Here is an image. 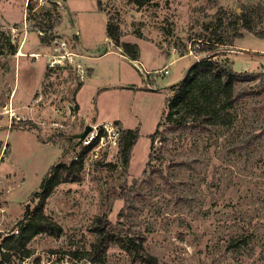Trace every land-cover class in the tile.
Returning <instances> with one entry per match:
<instances>
[{"label": "rangeland", "instance_id": "obj_1", "mask_svg": "<svg viewBox=\"0 0 264 264\" xmlns=\"http://www.w3.org/2000/svg\"><path fill=\"white\" fill-rule=\"evenodd\" d=\"M101 2L105 12L98 0H0V247L35 207L33 195L50 167L72 163L94 128L95 108L103 120L140 123L132 128L139 139L129 164L108 139L97 159L89 153L81 180L58 185L45 206L62 236L37 235L29 256L11 264H143L117 243L103 262L90 260L93 226L105 214L143 236L160 264H264V36L257 33L264 0ZM250 11L255 31L238 25L242 36L235 37V21ZM110 19L122 41L139 47L136 66L118 47L82 63L79 44L90 54L115 48L105 43ZM218 39L233 45L201 51ZM218 53L244 75L232 92L239 98L232 102L220 81L203 77L191 116L206 125L165 124L156 133L171 86ZM26 133L45 146H34Z\"/></svg>", "mask_w": 264, "mask_h": 264}, {"label": "trees", "instance_id": "obj_2", "mask_svg": "<svg viewBox=\"0 0 264 264\" xmlns=\"http://www.w3.org/2000/svg\"><path fill=\"white\" fill-rule=\"evenodd\" d=\"M140 5L151 2L152 0H136ZM57 4V3H56ZM98 8L100 11L105 12L102 6L101 0H98ZM253 13L243 12L240 17L235 21V37H241L238 25H242L250 32H254V25H257L252 21ZM243 19L242 24H240ZM260 24L263 26L261 31H257L258 35L264 36V20H261ZM107 37L110 38L113 44L124 50V54L133 61L140 59V49L136 44L127 43L121 40L122 32L118 25H114L111 19L107 23ZM212 43L207 41L203 43L201 51L214 52L217 49L215 44H228L233 45V41H227L218 39ZM10 47L11 52L16 53L18 47L14 45L11 38L6 40ZM218 54L209 57L201 62H198L193 68L189 70L184 79L173 86H171L172 94L167 97L166 104L168 113H164L162 119L158 123L156 133H159L160 128L165 124H178L188 129L197 130L203 128L206 125V118L197 121L193 116L195 113V105L193 102L195 95L196 84L200 82L201 78L206 76L213 77L214 80L220 81L223 89L226 91L230 100L233 102L239 98V92L232 94L235 83L243 80L244 75L234 70L233 62L228 58H219ZM145 90V89H140ZM203 98L208 100L207 91L204 93ZM234 95V96H233ZM233 97V98H231ZM193 117V118H192ZM165 118V120H164ZM190 119V120H189ZM150 138H154L151 135ZM139 139V129H127L121 131V138L119 146L124 155L125 165L129 164L131 153L134 146ZM89 148H86L79 153L78 159L73 160L71 164L58 162L51 166L48 172L42 177L39 190L36 191L33 197L37 200L35 207L31 210L25 211V219L20 222L16 232L7 235L0 247V264H11L13 258L19 256V258L28 257L30 251L28 250V244L31 240L39 234H48L52 237L59 238L63 234V228L53 221L49 216L45 214V206L48 198L54 192L55 188L64 182H74L81 180V172L84 168V161L88 154ZM66 153L63 149V154ZM152 155L149 156L147 165L151 164ZM171 190L175 187L169 182ZM93 232L97 234L96 242L92 245V249L89 252L90 260L94 263H101L106 257V254L110 246L114 243L120 245L131 257L133 262L143 264H160L157 257L149 253L144 245V238L141 235L133 234L129 231H125L124 228L120 229L118 226L113 225L105 214L97 219L96 224L93 226ZM59 264V263H52Z\"/></svg>", "mask_w": 264, "mask_h": 264}, {"label": "built area", "instance_id": "obj_3", "mask_svg": "<svg viewBox=\"0 0 264 264\" xmlns=\"http://www.w3.org/2000/svg\"><path fill=\"white\" fill-rule=\"evenodd\" d=\"M48 1L49 0H34V2H36L37 4H42ZM56 2L59 3V1ZM77 34H79L78 31ZM115 127H113V123L94 125L93 130L83 139L79 150L82 151L86 148H89L87 156L89 155V153H91L90 155L93 158L97 159L100 156V149L107 139L109 143H112V145L119 144L121 138V130ZM77 155L78 154L76 152L74 157L75 160L78 159ZM87 156L85 158L84 164L86 163Z\"/></svg>", "mask_w": 264, "mask_h": 264}, {"label": "crops", "instance_id": "obj_4", "mask_svg": "<svg viewBox=\"0 0 264 264\" xmlns=\"http://www.w3.org/2000/svg\"><path fill=\"white\" fill-rule=\"evenodd\" d=\"M65 1V5H66V3L67 4H69V0H64ZM78 33H79V36H82V33H80L79 31H78ZM80 42V41H79ZM106 42H108V44L110 45V42H111V44H113V42L111 41V39L110 38H108V37H106V39H105V43ZM114 45V44H113ZM79 50H81V52H82V48H81V44H79ZM117 47L115 46V48H109L110 50H105L104 52H95V53H92V54H90V53H85V52H79V55H80V58L82 59V63H84L83 61H95V60H99V59H101V58H103L104 56H106L107 54H109V53H112V51L113 50H119V48H117ZM118 52V51H117ZM119 52H121L120 50H119ZM122 56V55H121ZM123 57L124 58H126V55L124 56L123 55ZM128 60V59H127ZM129 61V60H128ZM130 62V61H129ZM136 62V61H135ZM136 64H137V62H136ZM98 76V73L95 71V70H92V72H91V75H90V77H97ZM88 80H91V79H89V78H87V80H86V82L88 81ZM86 82L84 83V86H83V88L81 89V91H80V93L82 92V90L84 89V87L86 86ZM138 87V89H143L141 86H137ZM98 91H99V88L97 89ZM147 89H145V91H146ZM101 91V90H100ZM149 92V91H148ZM80 93H79V95H80ZM82 110H83V108H82ZM94 114H95V116H94V124L95 125H102V124H110V123H114V122H116V121H119L120 122V124L122 125V126H124V128H127V129H132V128H135V127H137V126H140L139 124L138 125H136V126H134V127H127V126H125L124 125V123L121 121V120H119V119H117V118H110V119H107V120H103V119H101L100 117H99V115H98V111H97V109H95L94 108ZM27 135H28V139H29V141L30 142H32L33 144H34V146H36L37 148H40V147H44L45 146V144H42V143H39L38 142V140H37V138H36V136L34 135V134H30V133H26ZM46 147H48V146H46Z\"/></svg>", "mask_w": 264, "mask_h": 264}, {"label": "bare ground", "instance_id": "obj_5", "mask_svg": "<svg viewBox=\"0 0 264 264\" xmlns=\"http://www.w3.org/2000/svg\"><path fill=\"white\" fill-rule=\"evenodd\" d=\"M19 55L21 56V55H23V53H19ZM34 56H37V55L34 54ZM128 60L136 66V62H135V61H133V60L130 59V58H128Z\"/></svg>", "mask_w": 264, "mask_h": 264}]
</instances>
